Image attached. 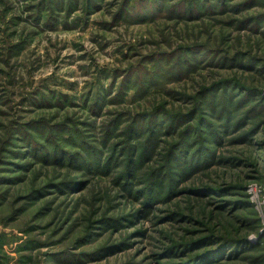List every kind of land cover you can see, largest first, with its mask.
<instances>
[{
	"label": "rangeland",
	"instance_id": "1",
	"mask_svg": "<svg viewBox=\"0 0 264 264\" xmlns=\"http://www.w3.org/2000/svg\"><path fill=\"white\" fill-rule=\"evenodd\" d=\"M0 264H264V0H0Z\"/></svg>",
	"mask_w": 264,
	"mask_h": 264
}]
</instances>
